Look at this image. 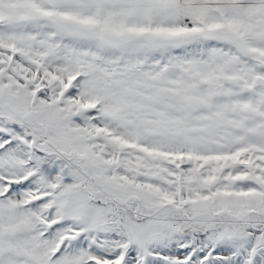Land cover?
<instances>
[{
    "label": "snow or ice",
    "instance_id": "snow-or-ice-1",
    "mask_svg": "<svg viewBox=\"0 0 264 264\" xmlns=\"http://www.w3.org/2000/svg\"><path fill=\"white\" fill-rule=\"evenodd\" d=\"M0 264H264V0H0Z\"/></svg>",
    "mask_w": 264,
    "mask_h": 264
}]
</instances>
